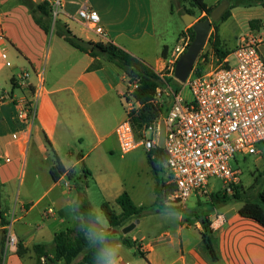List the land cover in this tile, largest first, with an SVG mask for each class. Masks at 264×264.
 <instances>
[{
  "label": "crops",
  "instance_id": "0c3cea01",
  "mask_svg": "<svg viewBox=\"0 0 264 264\" xmlns=\"http://www.w3.org/2000/svg\"><path fill=\"white\" fill-rule=\"evenodd\" d=\"M175 1L180 12L185 3L190 5L189 0ZM221 1L204 3L207 8H215ZM83 4L100 14L107 39L79 19L77 11ZM63 6L57 21L83 41L112 43L155 71H164L169 65L173 48L169 47L165 0H63ZM173 11L171 4V15ZM194 11L199 13H195L198 20L207 16L199 9ZM263 13L261 6L233 8L231 17L222 25L237 29L235 46L223 48L227 40L222 25H218V48L231 53L246 37V29L253 33L247 36L259 38ZM252 20L260 21L258 30L251 28ZM189 28L185 25L175 46L182 34L191 35ZM259 39L261 45L264 40ZM206 47L205 52L218 62L231 59L230 54L220 61L209 43ZM24 73L29 74L25 85L20 82ZM40 77L44 78V92L35 122L28 127L19 118L20 103L33 98ZM129 87L124 71L106 57L94 58L75 48L57 34L55 24L46 32L21 0H0V230L12 224L18 243L27 249L23 256L17 250L6 249L4 264H39L33 248L40 244L46 245L53 257L55 235L82 224L75 204L80 190L91 204L90 178L99 203L109 202L117 213L122 210L115 209L116 200L125 192L138 207L145 209L147 198L155 206L157 183L147 150L143 153L139 147L124 155L132 154L130 161L134 163L125 165L124 174L105 173L107 157L119 150L118 145L107 147L106 142L116 136L117 126L128 117L124 95ZM165 97L161 104L167 106ZM56 157L66 169L59 181L50 173ZM130 166L136 170L132 172ZM70 171L73 180L79 179L83 186L74 184L68 176ZM239 209L236 214L222 213L211 220L215 238L220 239V256L225 264H264V228L242 217ZM167 211L143 216L127 235L116 231L107 264H210V252L201 234L202 219L196 218V211ZM169 220L172 224L166 223Z\"/></svg>",
  "mask_w": 264,
  "mask_h": 264
},
{
  "label": "built area",
  "instance_id": "2783aa9c",
  "mask_svg": "<svg viewBox=\"0 0 264 264\" xmlns=\"http://www.w3.org/2000/svg\"><path fill=\"white\" fill-rule=\"evenodd\" d=\"M56 22L64 11L63 0L50 3ZM77 16L98 36L107 39L100 14L83 4ZM192 36L185 32L173 49L169 65L156 71L165 82L157 90L156 101L169 98L168 111L150 126L137 129L134 112L140 108L133 95L136 85L130 83L125 93L128 117L116 128L119 149L126 155L139 147L148 152L158 146L160 123L165 121L166 185L173 187L166 205L186 208L193 195L208 197L210 179H217L221 187L232 192L239 184L241 171L233 166L237 156L257 155L264 145V60L259 52L261 40L255 36L243 37L231 54L232 60L219 62L216 68L203 75H190L189 86L193 100L186 101L181 92L167 83L175 79L176 63L189 48ZM210 57V56H209ZM28 73L21 76L26 84ZM44 92V78L29 101L20 103L19 118L32 127L37 105ZM49 213L52 210L49 209ZM221 218V216H218ZM6 249L17 250L18 239L12 224L6 227Z\"/></svg>",
  "mask_w": 264,
  "mask_h": 264
},
{
  "label": "trees",
  "instance_id": "16d2710c",
  "mask_svg": "<svg viewBox=\"0 0 264 264\" xmlns=\"http://www.w3.org/2000/svg\"><path fill=\"white\" fill-rule=\"evenodd\" d=\"M230 8L225 12L222 21L231 17L232 9L235 7H264V0H229ZM21 2L30 9L34 20L46 32L50 30L51 26V6L45 1L43 3H36L33 0H21ZM191 9L185 8V13L195 14L194 9H199L207 14L201 20L210 17L214 8H207L204 0H189ZM218 22V21H217ZM213 23L214 35L211 34L208 43L213 47L216 56L220 61L227 58L232 52H222L218 48L219 35L218 23ZM259 20H252L250 26L253 30H258ZM56 32L60 37H63L68 43L80 51L90 54L94 58L106 57V59L122 69L129 78L130 83L136 85L133 95L140 105V108L135 111L133 122L137 129L144 126H150L158 120L161 115L168 111V107L156 101L157 90L164 86V81L157 74V72L143 60L132 56L131 54L116 47L112 43L102 44L85 42L75 36L67 25L58 21L55 22ZM192 36V41L195 38V32L192 27L189 28ZM210 63L209 53H205V49L201 53L195 68L196 75L205 74L207 65ZM205 68V70H203ZM175 79H168L167 83L170 85L177 83ZM166 152L164 149L157 146L152 151L148 152L149 163L152 167L153 173L156 177V209L157 210H174L181 212V208L166 205L168 194L173 191V187L166 185ZM51 176L55 181H59L66 169L62 162L56 157L55 164L51 168ZM70 179L73 178L71 171L68 173ZM238 185L235 186V198L243 204L239 209V214L249 220L258 223L264 228V191L260 192L257 200L242 199V194L238 190ZM116 203L121 208V213H117L109 202H103L101 209L105 213L110 227L104 230L100 227L98 215L93 212L92 206L89 203L86 193L80 190V196L75 204V212L82 217V224L72 229H67L57 233L54 237L55 254L53 257L49 255L47 246L40 244L33 248L35 254L46 259L50 264H107L111 259L109 247L112 243L116 231L122 230L126 227L132 219H139L145 214V209L134 204L130 195L125 192L121 194ZM200 218V217H199ZM2 225L6 226L7 222L2 221ZM100 227L102 235L97 237L95 241L89 237L91 231ZM213 229L207 217L202 220V237L204 244L208 251L213 256L215 255V248L213 246ZM6 229L0 230V264H4V257L6 255ZM129 244L128 241H125ZM17 253L23 256L27 253L21 244H18Z\"/></svg>",
  "mask_w": 264,
  "mask_h": 264
},
{
  "label": "rangeland",
  "instance_id": "374dc122",
  "mask_svg": "<svg viewBox=\"0 0 264 264\" xmlns=\"http://www.w3.org/2000/svg\"><path fill=\"white\" fill-rule=\"evenodd\" d=\"M34 1V0H33ZM184 1V0H182ZM36 3H43L45 0H37L35 1ZM171 4L173 5L174 11L173 14L171 15L170 12V6ZM186 7H182L181 12H180V7L177 1H170V0H165V12L167 13V25H168V36L171 38V42L169 44V47L174 49L175 42H176V37L178 34L185 28V25L183 26V20H182V15L181 13H185V8L191 9V6L188 3H185ZM170 5V6H169ZM261 11V10H260ZM196 13V12H195ZM199 15V13H196ZM262 22H263V27H262V34L261 36H258L259 38L264 40V13L262 17ZM51 26L55 24V21L52 17L51 19ZM218 25H222V20H219ZM222 32L226 36V44L223 46L224 49H232L235 46V40H234V35H238L237 29H234L231 27L229 24H223L222 25ZM185 32V31H184ZM215 31L212 29L211 34L214 35ZM210 34V36H211ZM253 34L249 30L246 29V32L243 34L244 36L246 35H251ZM207 49V47H206ZM208 51V50H206ZM233 52V51H232ZM259 52L262 55V58L264 60V42L259 46ZM206 54L208 52H205ZM210 56V55H209ZM233 62V58H231ZM219 62L216 60V58L212 55L210 56V63L207 65L205 72H209L210 70L214 69L217 67ZM173 90H176L177 92H181L182 97L186 101H191L193 100V95L192 92L189 88V86L182 84L180 82L170 84ZM169 98L164 99V103H169ZM165 105V104H164ZM168 107V106H166ZM107 147L112 146L116 147L118 144V139L117 136L111 137L108 142H106ZM260 152L257 155H247L244 156L242 154L237 156L236 161H234L232 164L234 167H237L241 171V175L239 178V191L242 194V199H249V200H257V197L260 192L264 191V145L259 146ZM139 151H142L143 153H146V149L144 147L140 148ZM122 153L119 150H116V152L112 155L109 154L106 160V170L105 173L109 176L115 174V173H123L124 170H127V167L125 165L131 164L132 161H130L131 155H127L122 157ZM132 164H134L132 162ZM82 168V167H80ZM130 170L134 172L136 169H134L133 166H130ZM131 172V173H132ZM74 184H80L83 186L81 181L77 178L73 180ZM90 184L92 186V196L90 197L91 205L93 212L98 215V221L100 224V227L103 229H107L104 227H109V222L106 218L105 213L101 209V204L98 201V194L96 187L94 186V183L92 179L90 178ZM221 182L215 178L210 179L209 181V195L208 197H202V196H197L193 195L189 201L187 202L186 208H184V214H189L192 213L193 211H196V218L202 219L204 217L208 218L209 223L211 224L212 218H214L215 215L218 214H226V213H233L236 214L239 207L242 206V202L237 200L235 198V187L232 192H229L225 189V187H221ZM237 186V185H236ZM147 203L145 204V214L143 216H148L149 214H152L153 212H156L157 209L155 206L151 205L152 203H149V199L147 198ZM115 209L120 212L121 208L118 205L114 206ZM167 212H173V213H180L179 211H167ZM227 215V214H226ZM142 216V217H143ZM141 217V218H142ZM195 218V219H196ZM170 219H175L174 217H170ZM140 220V218H139ZM167 224H172V221L169 220L166 222ZM100 227L94 228L91 233L89 234V237L95 241V239L99 236L102 235V232L100 231ZM144 227V226H143ZM120 231V230H119ZM213 246L215 248V255L208 256L210 260V264H225L226 262L223 261V259L220 256V239L215 238V234L213 233ZM51 253L54 255V253L51 251ZM39 264H50V262L44 257L40 258L38 257ZM59 264H64V262H60Z\"/></svg>",
  "mask_w": 264,
  "mask_h": 264
},
{
  "label": "water",
  "instance_id": "95a60500",
  "mask_svg": "<svg viewBox=\"0 0 264 264\" xmlns=\"http://www.w3.org/2000/svg\"><path fill=\"white\" fill-rule=\"evenodd\" d=\"M230 1L223 0L219 5H217L210 17L205 20H198L197 16L192 13H184L182 15V20L184 24L188 27H192L195 32V38L191 42L187 51L181 55L176 63L174 76L176 80L182 84L187 83L190 75L193 73L195 65L205 49L211 30L213 28V23L221 20L225 12L230 8ZM158 146L162 149L165 147V121L162 120L160 123V138ZM140 223L137 219L134 223H131L122 229V232L127 235L132 232L136 225Z\"/></svg>",
  "mask_w": 264,
  "mask_h": 264
}]
</instances>
